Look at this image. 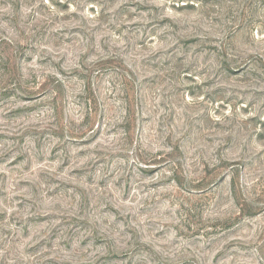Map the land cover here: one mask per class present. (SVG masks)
<instances>
[{"label":"rangeland","instance_id":"1","mask_svg":"<svg viewBox=\"0 0 264 264\" xmlns=\"http://www.w3.org/2000/svg\"><path fill=\"white\" fill-rule=\"evenodd\" d=\"M0 264H264V0H0Z\"/></svg>","mask_w":264,"mask_h":264}]
</instances>
